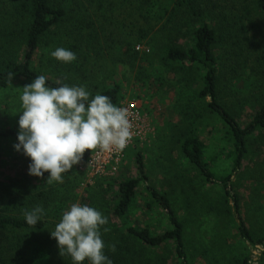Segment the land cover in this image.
Returning a JSON list of instances; mask_svg holds the SVG:
<instances>
[{
	"label": "rangeland",
	"instance_id": "rangeland-1",
	"mask_svg": "<svg viewBox=\"0 0 264 264\" xmlns=\"http://www.w3.org/2000/svg\"><path fill=\"white\" fill-rule=\"evenodd\" d=\"M105 1L109 5V2L114 3V16L111 12L103 15L96 6L90 5L88 10L73 11L72 21L66 22L51 35L50 42L55 43L56 48L62 46L64 38L71 36L81 41L80 48L74 52L78 57V66L59 65L57 69L60 71L56 73L68 77L66 79L70 86H85L90 93L88 80L93 78L103 81L105 85L120 84L123 91L118 107L130 101L139 103L143 117L142 135L127 150L118 172L92 175L86 169L81 170L80 166L84 162H79L68 173L63 174V183H46L38 187L43 193L52 196V206L56 208L55 212H45L49 228L37 235L43 241L51 243V251L54 253L51 255L52 261L45 258L39 264H72L70 256L60 255L57 242L51 238L50 232L55 229L63 212L74 203L87 204L108 217L109 223L104 227L109 231L101 229L105 243L118 237L115 230L120 227H148L154 235L163 233L169 225L161 206L150 195L148 186L167 195L174 211L184 223L191 264H224L226 242L234 244L233 254L246 253L257 261L264 246H238V238H235L237 232L230 213L231 205L222 189L217 183L205 181L199 171L180 154V140L185 134L196 132L207 146L205 157L208 162L214 163L213 172L216 177L232 173L230 161L223 156V151L227 152L228 148V144H224L227 140L225 127L218 118L208 115L206 103L197 97L199 72L194 67L163 59L162 53L171 39L168 31L172 26L165 27V20L156 12L159 3L165 0H150L149 4L142 3L143 0ZM196 2L197 7H204L207 14L223 22L224 26H230L224 31L227 34L222 52L225 67L233 66L229 65L226 55L234 54L236 59L244 60L248 54L255 56L258 51L255 49L262 46L264 49V15L253 9L254 0H195ZM185 12H181L179 22L192 21V18L186 17ZM80 15L83 19L78 22ZM91 19L97 23L99 37H95V33L90 37V32L77 29L76 23L85 26ZM240 22L248 29L249 37L241 33ZM102 28L104 32H101ZM142 29L146 38L138 42L137 35ZM97 41L99 44H96ZM184 41L181 40L182 43ZM129 44L132 46L129 47ZM138 47L141 50H137ZM125 48H135L140 55L129 56L125 53ZM121 49L125 53L123 57ZM96 52L101 55L98 57ZM236 54L244 56L236 57ZM251 56L246 57L250 59ZM226 60L229 63L226 64ZM38 65H41V61ZM54 71L45 73H51L52 76ZM84 76L91 78L85 80ZM25 85L28 84L16 83L0 95L1 127L18 130L19 113L22 111L19 97ZM244 110L243 118L251 120L252 109L248 107ZM260 142L264 144V136ZM13 146L10 141L1 146L5 160L2 180L5 177L6 182L8 177L15 174L13 164L17 153ZM137 154L143 156L149 180L147 184L141 183L138 186V194L129 213L120 219L113 215L118 184L138 177ZM214 159L218 161L214 162ZM263 159L258 160L257 156L251 155L241 170L232 173L233 186L242 197L243 217L254 229L256 236L264 235V165L258 164ZM4 187L8 192L0 193L4 201L1 203L2 210H13L12 213L17 214V209L23 215L26 210H31L30 206H20L17 199L13 202L14 197L9 195L15 193L13 187ZM45 248L50 251L46 246ZM152 252L147 256L148 261L153 257L171 261L168 249ZM85 264H88L87 260Z\"/></svg>",
	"mask_w": 264,
	"mask_h": 264
},
{
	"label": "trees",
	"instance_id": "trees-1",
	"mask_svg": "<svg viewBox=\"0 0 264 264\" xmlns=\"http://www.w3.org/2000/svg\"><path fill=\"white\" fill-rule=\"evenodd\" d=\"M197 2L165 0L157 6L156 13L165 20L164 26H172L168 31L171 39L162 56L166 62L188 65L199 72L200 86L197 97L206 103L205 109L208 115L218 118L224 125L227 139L224 144L225 146L228 144V148L227 152L223 151V156L225 160L230 161L232 173H235L244 167L251 155L257 156L258 160L264 158V144L260 142L261 137L264 136V49L263 46L255 49L258 50L255 56L248 54L246 56H251L250 59L245 56L244 60L236 59L234 54L226 55L230 63L227 60L225 63L228 62L234 67H225L222 52L227 34L224 33L230 26H224L223 22L207 14L204 7L202 9L197 7ZM109 3L110 5L106 4L105 0H0V95L16 83L30 84L39 75L47 77L46 84L49 87H59L61 84L70 86L66 79L68 77L57 75L56 72L60 71L57 68L59 65L78 66V57L69 64L54 59L50 53L56 49V46L55 43L50 42L51 35L66 22L72 21L73 11L88 10L90 5L96 6L103 15L111 12L114 16L115 5L113 2ZM142 3L149 4L150 0H143ZM252 6L259 11V14L264 15V0H254ZM183 11H186V17L192 18L191 22L190 20L185 23L179 22ZM82 19L80 15L78 22ZM76 24L78 30L90 32V37L92 33H95V37H99L97 23L92 19L85 26ZM240 24L241 33L249 37L246 26L241 22ZM123 27L125 28L126 25ZM101 32H104L103 28ZM139 32L137 41L141 42L146 37L143 29ZM181 40L185 41L182 43ZM80 43V39L71 36L63 39L61 47L76 53ZM96 44L99 42L97 41ZM131 46L129 44V47ZM124 51L129 56L140 55L135 48H125ZM96 53L98 57L101 55L99 52ZM125 53L121 49L122 57ZM239 56L244 55L236 54V57ZM39 61L41 65H38ZM51 70H55L52 76L51 73H45ZM9 73L13 74L12 79L9 78ZM89 78L91 77L84 76L85 80ZM58 81L60 83H57ZM88 83L92 97L96 94L106 95L118 107L123 91L120 84L105 85L96 78L88 80ZM248 107L252 109L251 120L242 116L244 109ZM17 133L16 128L0 126V193H7L8 189L4 185H9L15 190V193L9 194L14 197L13 202L17 199L16 202L20 203V206H30L31 209L42 206L45 212L49 210L55 212L52 196L38 189L40 185L48 183L46 181L48 174L45 173L42 178L30 176L28 174L30 160L22 153L16 152L13 164L15 174L11 178L8 177L7 182L5 177L2 180L5 160L1 146L7 141L15 145L18 142ZM206 148L205 142L193 131L185 134L179 144L180 154L199 171L205 181L217 183L230 202V213L237 232L235 238H238V246H264V235L256 236L254 229L243 217L242 197L233 186L232 173L224 177H216L213 172L214 163L206 160ZM91 153L86 150L80 163L85 162ZM213 161L217 162L218 159ZM258 164L264 165V159ZM136 166L138 177L118 184L113 215L120 219L129 213L138 194V186L141 183L147 184L149 180L141 154L136 156ZM147 189L161 206L169 228L163 233L154 235L148 227L128 226L124 229L120 227L121 229L115 230L118 235L115 240L104 242L105 254L112 260V264H191L185 241L184 223L174 211L165 193L161 194L149 186ZM0 196V264H39L40 260L45 258L52 261L51 255L54 253L51 251V243L37 236L38 233L49 228L47 215L45 214L36 225H28L23 212L16 209L18 213L13 214V210L1 209V203L4 201L1 194ZM113 245L115 251H112ZM233 245L229 242L225 244L224 264H264V251L257 261H254L246 253L233 254ZM165 249L169 251L170 262L168 259L155 257L151 261L147 260L149 252Z\"/></svg>",
	"mask_w": 264,
	"mask_h": 264
},
{
	"label": "clouds",
	"instance_id": "clouds-1",
	"mask_svg": "<svg viewBox=\"0 0 264 264\" xmlns=\"http://www.w3.org/2000/svg\"><path fill=\"white\" fill-rule=\"evenodd\" d=\"M50 54L64 64L77 59L64 47ZM9 78H13L12 73ZM46 80L39 75L22 88L18 142L13 147L30 160V176L42 178L47 173L49 184L63 183V174L81 161L86 150H122L132 137V125L128 110L115 106L110 97H92L85 86L49 87ZM45 214V209L37 206L26 210L24 217L34 226ZM108 223V217L97 209L74 203L63 212L50 235L60 255L70 256L72 264H84L86 260L88 264H112L104 252L101 232L109 231L104 227Z\"/></svg>",
	"mask_w": 264,
	"mask_h": 264
},
{
	"label": "built area",
	"instance_id": "built-area-1",
	"mask_svg": "<svg viewBox=\"0 0 264 264\" xmlns=\"http://www.w3.org/2000/svg\"><path fill=\"white\" fill-rule=\"evenodd\" d=\"M137 50H141L139 47ZM119 107L126 108L129 112V119L132 125V137L122 150L105 152L100 149L93 150L88 159L82 163L80 169H86L92 175H106L120 170L122 161L125 159L126 152L133 142L142 135L143 117L141 107L136 101H130L126 105Z\"/></svg>",
	"mask_w": 264,
	"mask_h": 264
}]
</instances>
